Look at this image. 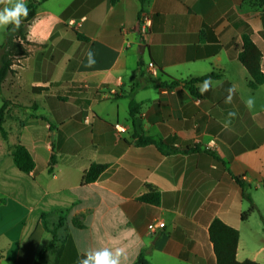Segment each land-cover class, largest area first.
Here are the masks:
<instances>
[{
    "label": "crops",
    "instance_id": "0c3cea01",
    "mask_svg": "<svg viewBox=\"0 0 264 264\" xmlns=\"http://www.w3.org/2000/svg\"><path fill=\"white\" fill-rule=\"evenodd\" d=\"M12 2L0 0V10ZM140 10L151 17L143 38ZM245 33L264 73V0L40 3L28 53L1 83L2 95L25 109L7 106L0 133V264H34L49 230L57 240L45 264H78L102 248L119 249L120 264L140 253L148 264H216L214 218L238 231L237 261L264 264V82L247 85L237 58ZM209 72L218 76L203 94L204 81L195 83L199 96L184 86ZM138 135L163 140L164 151L138 144ZM17 144L33 159L28 172L13 162ZM190 146L198 150L167 152ZM93 163L105 168L83 183ZM239 181L257 208L246 219ZM150 190L157 204L141 200Z\"/></svg>",
    "mask_w": 264,
    "mask_h": 264
},
{
    "label": "trees",
    "instance_id": "16d2710c",
    "mask_svg": "<svg viewBox=\"0 0 264 264\" xmlns=\"http://www.w3.org/2000/svg\"><path fill=\"white\" fill-rule=\"evenodd\" d=\"M45 0H26L25 4L28 8V14L26 17H21V23L19 28H16L13 24H8L3 30V41L0 42V98L2 100V105L0 107V133L2 135L5 134L2 124L6 114V108L9 105H15L19 107L21 110L25 109V106L13 104L10 100L6 99L1 93V83L5 79V77L12 73L14 70L12 69V64L15 59L18 57H22L27 55L28 50L26 48V44L28 43L26 39L27 27L30 21L36 15L37 6ZM111 3H115L118 0H110ZM141 5L145 3L146 0H138ZM76 35L79 39L87 41V38L82 34L76 32ZM262 53L261 50L257 47V45L253 42L250 35L245 33L241 36V41L239 44V52L237 54V58L242 66L245 68L249 75V79L247 81V85L251 89L257 88L260 84L264 82V73L260 67ZM140 65V63H139ZM218 74L213 72H209L203 76L192 78L184 81V86L189 89V91L193 95L199 96L195 88V83L203 82L209 78H215ZM175 80H172V83H175ZM135 87L138 85L135 83ZM40 87H35L33 90H41ZM129 107L131 108V115L134 114L137 108V104L130 100ZM138 144H147L153 143L159 149L163 150L165 143L161 139H155L150 136H137ZM198 150L196 146L185 147L182 149L169 147L167 152H193ZM11 155L13 158V162L16 167L23 172H28L34 168V162L31 158L27 149L21 145L17 144L13 147L11 151ZM56 162L55 154L52 153L50 157V163L53 164ZM105 165L93 163L90 167L84 172L82 176L83 183L94 181L99 177L101 172L104 170ZM239 184L242 188L241 195L242 197L248 201L249 207L248 209L241 214L242 219H246L251 211L256 210V206L249 196V194L245 191L242 182L239 181ZM141 200L153 204H157L159 202V193L156 190H150L148 193L141 196ZM44 228L47 227L43 224ZM51 233V239L47 243L46 247L41 250L35 257L34 264H45V253L52 246H54L57 237L55 230H49ZM209 239L213 246V251L216 258V264H259L257 262L251 260L237 261L235 259V251L238 242V231L225 224L218 218H214L208 227ZM134 264H148V261L145 259L144 255L140 253L137 256V259Z\"/></svg>",
    "mask_w": 264,
    "mask_h": 264
},
{
    "label": "clouds",
    "instance_id": "9594fccd",
    "mask_svg": "<svg viewBox=\"0 0 264 264\" xmlns=\"http://www.w3.org/2000/svg\"><path fill=\"white\" fill-rule=\"evenodd\" d=\"M28 14V8L24 0H14L11 6H6L0 10V26H6L8 24H13L16 28H19L21 23V17H26ZM211 83V78L206 79L203 85L199 87L201 94L209 88ZM228 101H226L227 103ZM246 106L251 109L254 104L253 98L249 97L246 102ZM231 115H235L232 113ZM121 251L117 249L115 252L109 250L108 248H102L99 250H86V258H81L78 264H120Z\"/></svg>",
    "mask_w": 264,
    "mask_h": 264
},
{
    "label": "built area",
    "instance_id": "2783aa9c",
    "mask_svg": "<svg viewBox=\"0 0 264 264\" xmlns=\"http://www.w3.org/2000/svg\"><path fill=\"white\" fill-rule=\"evenodd\" d=\"M150 22H151V17L150 15L145 12L144 10H140L138 13V17H137V26H136V34L140 37L143 38L145 35H147L148 30H149V26H150ZM148 67H153V63L152 62H148ZM113 127L115 128L116 131L118 132H123L125 131L126 127L124 124L119 123V122H115L113 124ZM164 222H150L147 225V228L151 231H153L156 227L157 228H161L163 227Z\"/></svg>",
    "mask_w": 264,
    "mask_h": 264
},
{
    "label": "water",
    "instance_id": "95a60500",
    "mask_svg": "<svg viewBox=\"0 0 264 264\" xmlns=\"http://www.w3.org/2000/svg\"><path fill=\"white\" fill-rule=\"evenodd\" d=\"M140 47H143V46H140Z\"/></svg>",
    "mask_w": 264,
    "mask_h": 264
}]
</instances>
